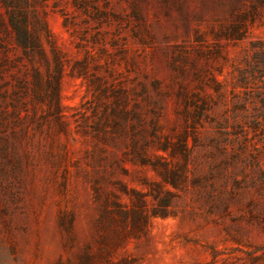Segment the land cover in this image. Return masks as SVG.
I'll return each mask as SVG.
<instances>
[{
    "label": "rangeland",
    "instance_id": "rangeland-1",
    "mask_svg": "<svg viewBox=\"0 0 264 264\" xmlns=\"http://www.w3.org/2000/svg\"><path fill=\"white\" fill-rule=\"evenodd\" d=\"M29 1L41 51L0 0V264H264V0Z\"/></svg>",
    "mask_w": 264,
    "mask_h": 264
},
{
    "label": "trees",
    "instance_id": "trees-1",
    "mask_svg": "<svg viewBox=\"0 0 264 264\" xmlns=\"http://www.w3.org/2000/svg\"><path fill=\"white\" fill-rule=\"evenodd\" d=\"M9 13V22L12 31L15 33V41L21 46L25 51L31 48H36L42 50V42L40 36V30L36 28H31L29 22V11H30V1L22 0L24 7L21 5V0L18 2L13 0H2ZM40 26L47 29L45 20H39ZM79 264H91L89 258H85Z\"/></svg>",
    "mask_w": 264,
    "mask_h": 264
}]
</instances>
